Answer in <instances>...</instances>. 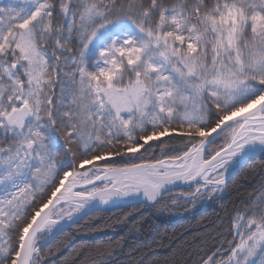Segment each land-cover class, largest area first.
Listing matches in <instances>:
<instances>
[{"label": "snow or ice", "instance_id": "1", "mask_svg": "<svg viewBox=\"0 0 264 264\" xmlns=\"http://www.w3.org/2000/svg\"><path fill=\"white\" fill-rule=\"evenodd\" d=\"M257 159L183 264H264V0H0V264L93 212L223 200Z\"/></svg>", "mask_w": 264, "mask_h": 264}, {"label": "trees", "instance_id": "2", "mask_svg": "<svg viewBox=\"0 0 264 264\" xmlns=\"http://www.w3.org/2000/svg\"><path fill=\"white\" fill-rule=\"evenodd\" d=\"M259 165L260 160L257 159L246 166L230 182L233 187L224 194L223 200H208L203 207L198 206L197 202L194 209H191V205L170 207L163 212L140 209L128 220L122 218L126 212L132 211L130 208L90 213L77 224L57 233L49 243H42V255L47 264H71L73 261L81 264L83 257L78 256V253H86L89 248L97 245L108 246L120 241L112 255L106 257L109 264H141V261L143 264H151L153 259H158L163 264L165 258H172L173 255L177 264H183L186 259L185 250L199 246L201 238L213 233L217 227V217L223 214L221 205L231 206L235 200L237 193L234 187L243 184L240 190L244 191L259 186L258 175L254 180L249 177L247 182L244 181L249 168L255 166L258 172ZM187 191V188H183L169 197L179 200L180 205H183L181 197ZM146 248L155 251L145 257ZM188 264L192 262L188 261Z\"/></svg>", "mask_w": 264, "mask_h": 264}, {"label": "water", "instance_id": "3", "mask_svg": "<svg viewBox=\"0 0 264 264\" xmlns=\"http://www.w3.org/2000/svg\"><path fill=\"white\" fill-rule=\"evenodd\" d=\"M181 189H182V188H180V187L173 188L170 192L166 193L165 195H166V196H170V195L174 194L175 192H177V191H179V190H181ZM114 209H118V208H109V209H107V210H105V211H110V210H114Z\"/></svg>", "mask_w": 264, "mask_h": 264}, {"label": "rangeland", "instance_id": "4", "mask_svg": "<svg viewBox=\"0 0 264 264\" xmlns=\"http://www.w3.org/2000/svg\"><path fill=\"white\" fill-rule=\"evenodd\" d=\"M208 200H205L204 202H199L198 206H205V204L207 203ZM197 207V206H196ZM51 240V239H50ZM41 243H43V241H41Z\"/></svg>", "mask_w": 264, "mask_h": 264}]
</instances>
